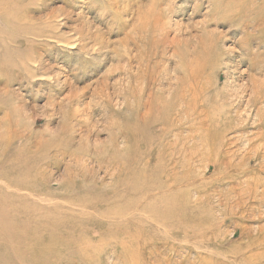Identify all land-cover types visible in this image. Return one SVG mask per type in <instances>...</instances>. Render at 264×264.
<instances>
[{
  "label": "rangeland",
  "instance_id": "374dc122",
  "mask_svg": "<svg viewBox=\"0 0 264 264\" xmlns=\"http://www.w3.org/2000/svg\"><path fill=\"white\" fill-rule=\"evenodd\" d=\"M15 1L0 264H264V0Z\"/></svg>",
  "mask_w": 264,
  "mask_h": 264
},
{
  "label": "bare ground",
  "instance_id": "6f19581e",
  "mask_svg": "<svg viewBox=\"0 0 264 264\" xmlns=\"http://www.w3.org/2000/svg\"><path fill=\"white\" fill-rule=\"evenodd\" d=\"M13 1H15V0H13ZM16 2V1H15ZM13 3V2H12ZM17 4V3H16ZM193 76H192V79L193 78H195V73H193L192 74ZM180 93V92H179ZM177 94V97H176V100H175V102H171L170 101V104H167V103H165L166 101H162V103L163 104H165L167 107H169V108H174V106L176 105V104H178L179 106L181 105V101L180 100H185L184 99V94ZM193 102L195 103V105L194 104H187V107H186V109L184 110V113H188L190 110H191V108H193V110H194V112L197 110V105H196V99H194L193 100ZM175 103V104H174ZM198 113V112H197ZM210 116V115H209ZM210 119H213V120H211L212 122L211 123H213L214 124V118L213 117H211ZM217 122H218V120H216ZM212 124V125H213ZM218 124H219V122H218ZM55 223L56 222H54V227H51V225H49V224H46L45 226L48 228L47 229V231H49L51 234H50V236H52V234L53 235H55V233H59V229L58 228H56L55 227ZM142 231V230H141ZM130 235V234H129ZM129 238V237H128Z\"/></svg>",
  "mask_w": 264,
  "mask_h": 264
}]
</instances>
